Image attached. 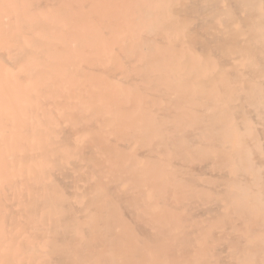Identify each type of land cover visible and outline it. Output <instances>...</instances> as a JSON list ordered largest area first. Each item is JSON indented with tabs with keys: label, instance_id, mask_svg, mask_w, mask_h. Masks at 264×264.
I'll return each instance as SVG.
<instances>
[{
	"label": "bare ground",
	"instance_id": "obj_1",
	"mask_svg": "<svg viewBox=\"0 0 264 264\" xmlns=\"http://www.w3.org/2000/svg\"><path fill=\"white\" fill-rule=\"evenodd\" d=\"M0 264H264V0H0Z\"/></svg>",
	"mask_w": 264,
	"mask_h": 264
}]
</instances>
